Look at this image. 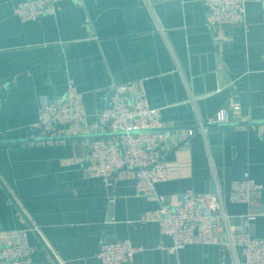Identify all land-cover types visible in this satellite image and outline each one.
<instances>
[{"label": "crops", "instance_id": "1", "mask_svg": "<svg viewBox=\"0 0 264 264\" xmlns=\"http://www.w3.org/2000/svg\"><path fill=\"white\" fill-rule=\"evenodd\" d=\"M21 0H0V231L30 229V264H101L106 241L139 249L125 264H241L228 244L247 214L264 237V22L261 0H248V26L208 25L203 0H63L55 15L22 22ZM69 83L84 94L81 131L41 138V102ZM113 83L129 102L146 93L171 135L161 141L169 179L157 185L166 204L188 191L221 188L229 219L211 244L175 251L161 230V204L137 193L131 169L108 186L89 161V141L110 136L100 113ZM227 108L228 123L207 126ZM190 129H195L193 135ZM249 174L260 188L247 204L228 197Z\"/></svg>", "mask_w": 264, "mask_h": 264}, {"label": "built area", "instance_id": "2", "mask_svg": "<svg viewBox=\"0 0 264 264\" xmlns=\"http://www.w3.org/2000/svg\"><path fill=\"white\" fill-rule=\"evenodd\" d=\"M63 0H21L14 12L22 22L37 21L46 15H55ZM81 2V0H72ZM208 6V25L248 26V0H203ZM263 22H264V0ZM128 85L113 83L108 103L99 117L110 136L89 141V161L105 183L113 187L118 171L131 169L136 175L137 193L156 199L161 204V230L172 237L173 249L179 251L188 245L211 244L215 241L214 230L220 219L227 223L226 193L221 188L213 191H188L177 205L166 204L157 191V185L169 179L167 153L161 141L171 135L164 128L161 110L151 107L146 93L129 102ZM89 118L84 94L74 83H69L63 95L45 98L41 102L39 118L35 125L41 138L67 136L69 131H81ZM227 108L219 110L199 130L207 126L228 123ZM195 129H190L193 135ZM260 188L249 174L232 183L228 197L238 203L250 202L253 191ZM264 215V212H263ZM257 215L247 214L242 228L229 235L228 244L239 247L245 257L241 264H264V237L251 234L248 223ZM30 229L0 231V264H30L35 251L29 240ZM139 251L130 239L106 241L101 244V264H125L133 261Z\"/></svg>", "mask_w": 264, "mask_h": 264}]
</instances>
